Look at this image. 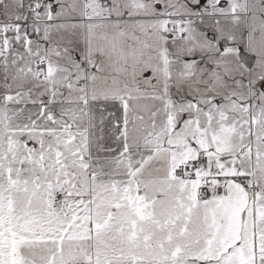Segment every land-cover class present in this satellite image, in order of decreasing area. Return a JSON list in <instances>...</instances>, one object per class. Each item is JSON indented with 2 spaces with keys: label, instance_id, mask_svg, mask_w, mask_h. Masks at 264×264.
Wrapping results in <instances>:
<instances>
[{
  "label": "snow or ice",
  "instance_id": "snow-or-ice-1",
  "mask_svg": "<svg viewBox=\"0 0 264 264\" xmlns=\"http://www.w3.org/2000/svg\"><path fill=\"white\" fill-rule=\"evenodd\" d=\"M0 264H264V0H0Z\"/></svg>",
  "mask_w": 264,
  "mask_h": 264
}]
</instances>
